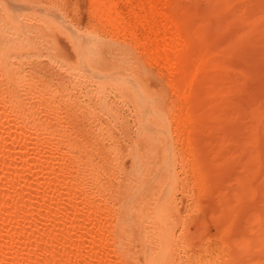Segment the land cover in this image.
Instances as JSON below:
<instances>
[{
  "label": "bare ground",
  "instance_id": "1",
  "mask_svg": "<svg viewBox=\"0 0 264 264\" xmlns=\"http://www.w3.org/2000/svg\"><path fill=\"white\" fill-rule=\"evenodd\" d=\"M2 1L3 3H5L4 2L5 0ZM11 1L12 0H10L9 4L11 3ZM117 1L118 0H94V15L100 19L102 23L99 20L98 21L101 24H104L105 27L112 28L110 29L112 34H116V36L118 37L121 35L123 40L128 42L130 46H133V48L136 49L141 48L140 54L143 55L144 59L149 63V65L158 66L160 68L159 70L160 77L162 79H165L167 83H170L173 89L171 93L172 97L174 96L173 99L171 98L173 104L170 103V105L166 106L165 108H163V106L160 104L161 101H160L159 91L163 90L161 89L163 87L162 83H161L162 87L159 88L160 90L158 91V89L154 87L155 85L153 87L149 85V83L151 82V81L149 82L150 79L146 81L141 80L138 84L136 83L133 84V82L131 83L130 81L123 79L122 77L120 78V80L117 81L114 79V77L120 71L118 70L119 68L106 69V70L99 69L98 68V64H100V57L98 54L99 52L97 51L96 47L93 44H91L88 41H85L84 38H83L84 40L75 41L74 47L76 48V52H75L76 55L74 59L68 60L65 58L63 59L61 58V60H58L59 62H62V64L66 68L76 73L78 76L79 75L81 76L85 72H87L86 74L89 73V76L91 77L89 78L91 80L93 78L96 81V83H99V87L101 88L112 84V82H115L116 85L114 86L118 88L120 91H122L124 95H128L129 98L127 96L126 97L129 100H131V103L134 105L136 109L137 112L136 114H138L137 116L139 117V124H140L139 141L143 143L144 149L142 151H139L138 147H137L138 150L132 147L133 150H130V153L131 151L133 152L135 150L133 152L134 159L131 166L128 169H126L127 174H126V178H124L125 182L123 180L124 186L121 187L119 186L120 189L119 187L118 188L116 187L117 189L113 191L110 190L112 185L110 184V186H108L107 184L109 183H107L106 180H103L102 176H104V173L107 172L108 177H110L109 174L115 175L116 177L117 171L119 173L120 170L124 168L123 164L120 161L121 158L119 160L118 158L116 159L115 157L112 160L109 159L108 161H106L104 156V151L98 146V140L95 137H89V136L86 137L80 135L78 131L74 130L71 127L70 122L62 114V110H60L62 106L61 108H59L57 106L59 104L54 102L53 100L54 96L52 97L51 95V98L53 100L52 101L51 98L49 97L50 93L45 89H43L38 84L34 83V80L31 81H29L30 79L27 80L28 78L24 76V74L19 73L18 71L15 70V68L11 69L6 65L8 69L7 71L8 77H5V79L3 80L8 81V78L10 76L12 78H17V81H19V79L20 81H24L26 84H24L23 82L21 83L23 84L24 88L26 87L25 92L28 93L29 100L26 101L28 95L26 96L25 100L24 99L23 101L18 100L17 98L18 94L19 96L21 95L20 93L17 92L19 90L15 89L16 90L15 91L13 89L14 91L13 92L6 90V88L4 87L6 90L5 91L3 90L4 88L2 87V85L0 87L1 88L0 89V154L3 155V157H1L0 159V264H46L48 263L49 256L50 258L53 259L52 262H50L49 264H133L124 259L127 246L124 243H122V239L125 242L131 241V239L132 241L134 240L135 242V234L132 232V228H133L132 226L137 225L139 223L145 224V226H143L144 228L142 227L143 229L139 233V239L145 242V246L142 250L137 251V255L135 254L134 260L136 261V263L135 262L134 263L135 264H180L181 263L180 260L182 257L180 253H182V251L187 253V251L185 250V247L187 245L185 244H188L187 243L188 240L189 239L196 240L195 236L201 235L200 230H202L204 227H205L204 229H206V227L208 226L210 227V225L212 224L214 218L213 214L215 213H212L213 210L211 208L212 205L208 204L209 193L210 191H212V189L209 191L210 188L206 186V182L202 183L201 174H199L196 183L200 185V189L202 190L204 197L203 202L206 201L207 203L206 205H211V207L209 206L211 208V212H210V208L208 207L207 209L209 210V212L205 211L204 213L206 216L205 221L199 222L202 229H197L199 224L196 223L197 222L196 220V221H190V223L186 225L187 227L184 228L185 230L182 229L183 230L181 231L182 234L177 235L176 233L175 223L178 221V219H180V214L177 211L178 208L175 204L174 198L171 195V188L172 185L174 184V179H175V165H176L175 162L177 155L174 150L173 142L167 138V131L169 128V124L171 125L172 121H175L174 122L175 125L182 124V126L180 127L181 128L180 133H183L185 129L189 126V124H192L193 122L192 120L195 118L194 115L195 112H193L194 109L192 111L193 113L188 111L185 112L186 110L182 111L174 104H177L178 102L182 101V99H185L183 97L187 94V90H186L187 87H185L186 83L190 81L192 83L194 77L197 78L195 76V73L197 74V72H199L200 74V71H196V70H198L199 68L201 69L203 67L205 70L204 72L206 76H204L202 79H200L201 76L198 77L200 79L201 86H205L208 89H211L213 86H217L215 87V90L211 89L212 91H209L210 96L213 97L214 94L212 95L211 93H213V91L216 93V89L218 88V84H217L218 82L216 83V81L214 80L215 78L214 76L215 74H217V71L212 72V70L216 69V67L222 68L221 66L222 64H220V62L213 63L212 60H210L212 57H210L209 59L206 58L204 59V61H202L203 59L201 58L202 60L199 61V57H201L200 55L201 53H199L200 52L199 50H201L200 47L199 46L197 48L195 46L182 47L183 44L181 43L179 44V40H176V37H174L175 39H172L169 36L170 29L165 30L164 34L162 35L155 36L154 39L152 38L153 39L152 41L148 40V37L147 39L141 40L139 37H137L134 34L135 32L132 33L127 31V29L129 30L128 22L119 19L120 17L119 14L113 13ZM5 4H7V7L6 9H4V13H7L6 16H8L9 18L7 19L6 16L4 17V19L6 18L5 20L7 22V23L4 22L5 24H1L0 21V63L4 59L8 58V54H10L11 51H14V48H17L16 47L17 43L24 45L25 42L24 47L27 48L26 45L28 43L30 46L32 42L35 41V40L33 41V37L32 38L30 37V34L27 29L28 27L22 25L16 26L14 24V22L17 20L19 16L15 18L16 19L15 21L12 19L13 15H15V11H18L19 9L22 8L19 6L20 3L18 4L16 2V4L18 5L14 3V5L16 6H13V4L8 6V3ZM22 5H26V4H22ZM23 7L26 9L28 8V5H26V7L25 6ZM25 13L22 12V14L19 13L17 14L23 15L24 18L26 17L30 18V16L26 15L28 13L26 14ZM143 17H144L143 15H140L138 17V20H140V24H139L140 27L144 26L143 21L146 20V19L143 20ZM244 19H242V22ZM19 20L25 21L20 18ZM153 21L155 20H152V23H155ZM254 22L255 21H253V23ZM206 23H204L203 25H207ZM65 25L63 24V26ZM209 25L210 24H208V26ZM211 25L209 27L212 28L213 25L212 26ZM226 26H228V28L231 27L227 24ZM200 27L203 28V26ZM205 27L207 29V26ZM211 28H208L210 29L208 31L209 33L207 32L208 30L207 29L204 31V33L202 32L201 34L202 35L203 34L206 35V33L207 35L211 34ZM10 30H11V34L7 32ZM194 30L196 31L195 28ZM195 31L193 35H195ZM229 31L230 32L228 33L230 34L231 31L233 30L231 29ZM237 31L234 30V33L232 32V34L235 35V32ZM240 31L238 32L240 33ZM246 31L248 30L245 29V32L243 31V33L241 34L244 35V33L246 34L249 33ZM197 33L198 34L196 35L199 36L200 32ZM9 34L10 36H8ZM232 34L230 35L232 36ZM215 36H216V32H215ZM238 36L240 35L238 34ZM199 37H195V39L198 38L197 42L199 41ZM245 37L247 36L245 35ZM225 38H227L226 35ZM209 39L211 40L212 38L209 37ZM252 39H253L252 41L254 42V38ZM255 39L258 40V38ZM233 40L231 41V43L233 42ZM238 41L240 42L239 39ZM197 42H195L196 45L198 44ZM226 43L229 44V42ZM215 44L214 46H216ZM224 46L226 47L227 45L224 44ZM226 48L224 49L225 51ZM14 53H16V51ZM236 53H238V51ZM242 53L245 52L242 51ZM53 58H55V56ZM215 59L217 58L214 57L213 60ZM218 60L221 59L218 58ZM257 60L258 61L256 62V64L259 62L260 59ZM252 62H254V60L251 61V63ZM247 63L250 64V62ZM253 64L254 63H252L251 65ZM8 65L11 66L12 64H10L8 61ZM231 66L232 65L230 64V68L232 69ZM254 66L256 65H253V67ZM247 68L250 69V67ZM247 68L244 69L241 68L242 70L239 69L241 72L239 71L238 72L240 74L241 73L243 74L241 75L238 74V75L242 77L244 75V71L245 72L247 71ZM261 70L263 72V68L258 69V71ZM248 71H250V73L253 74L254 71L256 70L252 71V69H250ZM226 72L228 73V71ZM211 73L212 75H210ZM247 73L250 75L249 72ZM2 74L0 72L1 76ZM120 74L123 75L121 71ZM248 74H245L243 77H246L248 79L249 78ZM261 75L263 76V73L260 74V76ZM250 76L251 78H253L254 74L253 76L252 75ZM156 78L158 79V77ZM233 78H235V82H236L237 80L235 74ZM251 78L248 80H251ZM247 79L245 80V78H242L241 80L248 81ZM262 80L264 79L262 78ZM147 81L149 83H147ZM237 82L234 84L233 82H230L233 84L232 87H234L237 84L235 88H232V92L240 91L239 93H234V94L239 95L241 93L243 95L244 92L242 93L241 91H243L245 88H241L242 82L240 80H239L240 84L239 82L238 83ZM262 82L264 88V81ZM253 83H254V78H253ZM257 83L254 84L255 87L257 86ZM209 84L211 85V87L208 86ZM246 84L248 86L250 85L249 87L252 92L256 89L255 87L254 90L251 89L253 88L251 86L252 84H248V83ZM262 85L258 87V88L261 87L260 88L261 92L259 93V95H261V93H263L264 95V92L262 91ZM238 86H240L241 90H238L239 89L237 88ZM248 86L246 87L247 89H249ZM20 87L21 89H24L22 86ZM206 88H204L205 90H203L204 93L205 91L207 92ZM15 92L17 96L15 95ZM247 92H249V90H247ZM99 93L100 92H98V94ZM207 94L208 92L206 93V95ZM248 94L249 95L246 96L249 97L251 93ZM22 95L24 96V94ZM253 95L255 94L253 93ZM263 95H261L262 97L259 96L261 98L260 99L258 98L259 99L258 102H255L257 101V99L251 98L252 102L251 99H249L250 101H248L249 103H246L247 105H245L244 102H243L244 105L241 104L240 102H242V100L238 103V105L237 102L235 101L236 106L233 107H236L235 108L236 111L233 109L231 113L234 111L236 113L234 112V114H232L233 115L232 119L228 118L231 121L230 123H233L231 131L232 132L234 131V133H232L234 143H232V148H234L235 146L236 148L235 151H234L235 148L231 149L232 151L230 149L226 150L227 148L224 147L225 143H223L222 141L221 142L218 141L219 143H216V145L211 143L214 141H211L210 137H212L213 134L210 135V133H212L210 131H212L213 128H215L211 126L213 124L214 125L218 124V122H216V118L218 119L220 116L218 115V111H217L216 113L217 115L214 114L216 118L212 117L213 114L210 113L211 110L209 112L204 109L205 107L203 108L202 106L201 108L206 111L204 112V110H201V112L203 111L206 114L204 113L202 114L204 115V118L203 116H201V118H203V120L200 121V123L202 124V128L197 130V135H199V133L202 135L203 146L201 149H203L202 150L203 154L201 155L205 156L204 159H208L211 162L213 160L215 161L216 159L215 156H217L216 153H220V152L223 153L224 150H226L225 152L228 151V153L230 151L232 152V153L230 152L231 155L230 154L227 155V153H224L226 154L227 159L228 156L230 155L231 159L230 158H229L230 160L228 159V162L230 163L231 160L235 159V157H237L238 154L240 156L241 154L243 155L245 154L244 158H246V156L248 157L247 158L248 160L245 159L247 160L245 164L242 163L245 169L244 171H242V173L244 172L243 174H245V176L242 177L243 174L242 176L239 174L241 176L239 178L240 181L239 187L242 188V191L240 194H236L238 196L236 195L234 196L236 197L235 199L237 200V202L239 201L237 197H239L240 202L244 198L246 199V197L248 199V196L249 199L252 198V196L250 197V195L251 194L253 195L256 189L255 182L258 178L259 173L261 174V171H263L262 169L264 168V96ZM215 96L216 95H214V97ZM211 97L207 99H209V101L212 104L208 100H204L205 103L207 104V107H210V105L212 106L215 105V103H217L216 101L217 97L215 98V101L213 99L214 97L213 98ZM99 100L100 99H98V101ZM217 100L219 101L220 98ZM221 101H223L222 98ZM90 102L91 101H89V103ZM125 102L128 103L127 100ZM205 103L202 105H205ZM222 103L218 102L217 104L222 105ZM106 104L107 103H105V105ZM82 105L84 106V108H88L89 106L88 103L86 104L82 103ZM106 106L102 105V108L100 109L102 110V112L100 113V115H97V113L100 110L98 112L95 111L96 112L95 116H99V117L101 116L102 118V116H106V114L113 115L114 113L113 110L109 108L108 105ZM215 106L219 107V105H215ZM215 106L214 107L212 106V108L215 109ZM168 116H171L173 120H170ZM103 130L104 133L107 135L110 132L108 129L107 130L103 129ZM100 132L103 133L102 130ZM73 133H75L76 135L74 134L75 136H73L72 135ZM209 138H210V143H209ZM190 139H191V143L194 142L193 137H190ZM135 140L136 139H134V141ZM212 140H214V138ZM212 144L215 147L212 146ZM210 145L211 147L209 148ZM135 146L136 144L134 145V147ZM228 146L229 145H227V147ZM116 150L118 151V149ZM117 151H113L115 154L114 156L117 155L119 156ZM190 156L191 153H189V158L187 153L186 156L182 157V160L188 159V161H190ZM128 157L129 156H127L126 159H128ZM232 157L234 158L232 159ZM242 157L243 156H241L240 159L241 161H242ZM98 158L102 159V163L100 162V160H98ZM201 161H204L205 163L208 162L203 160V158ZM211 162L209 163L212 164L213 162L212 163ZM239 163L241 164V162ZM210 164L208 165L212 166ZM232 164L235 165L234 162ZM233 165L232 167L234 168L235 166ZM209 166L208 168H210ZM201 169L203 171V168ZM234 169L236 170V167ZM234 169L233 171H235ZM123 170H125V168ZM123 170L121 171L124 173ZM102 171H104V173ZM212 173L213 172H211L210 174ZM236 173H238V171H236ZM194 175L196 174L194 173ZM213 176H216V173L213 174ZM115 177L114 179H116ZM105 178L107 179V177ZM237 180L238 179H236V181ZM116 181H118V178ZM5 183H7V185H11V187H13V191L16 188L20 187L23 190V192L22 193L19 192L17 193V195L11 194L9 192L10 190L8 191V186H6ZM119 183H117V186ZM240 185H242V187ZM224 186H222V188ZM259 186L263 195L264 182H262ZM231 187L235 188L233 187V185H231ZM20 188L16 189V192L17 190H20ZM122 188H123V192H122ZM240 188H238L239 189L238 192L240 191ZM222 190L223 189H221V191ZM13 191L12 193H15V191L14 192ZM120 193H123V199L121 200L120 206L116 208L117 207L116 203L114 205L113 200L120 198V197H116L119 195L122 196V194ZM222 195L220 194V197ZM224 195H226V193ZM225 197L226 196L222 198ZM263 197L264 196H262V200L264 199ZM222 198L220 200L223 201L227 197L225 199ZM209 200L211 201V199ZM231 200L232 202L234 201V199ZM227 201L230 202V200L229 199L225 200L226 204L228 205ZM214 203H216V200ZM219 204L222 203L220 202ZM234 204H232L231 206H234ZM228 206L230 207V205ZM228 206L226 208H228ZM238 206L239 205H237L236 207ZM216 207H218V205ZM216 207H214V209ZM236 207L234 206V209L231 210L235 212ZM195 209H197V207ZM223 209H225V207ZM34 210H36L35 213L38 212L35 216L33 215ZM221 211L218 212L217 209L218 213H220ZM226 211L230 213V210L229 211L226 210ZM213 212H215V210ZM30 213L33 216H31ZM240 213L241 214L240 215L238 214L237 217L233 215L235 217L234 218L235 221H234L233 230L231 232V239H232L231 256L228 255L230 257L223 258L219 254H214L210 252L208 249L204 248L201 250L200 254L198 255H192V254L183 255V256H187L186 258L190 257V259L192 260L190 264H264V202H262V204L260 202L253 203V205L249 204V206L244 208ZM221 215L220 217L218 216L219 219L222 218ZM229 215H225V219L226 216H228L230 219ZM197 216L194 219L198 218ZM225 224L226 223L219 225L218 222L220 228L221 225L224 226ZM209 227L206 230L211 231L210 228L212 226L210 228ZM215 228L217 227L215 226ZM215 228H213L212 230H214ZM197 230L199 231L197 232ZM215 230L217 231V229ZM216 231H212V232L216 233ZM193 232L197 233L196 235L193 236L194 238L191 237L194 234ZM203 232L206 233L205 230ZM205 235H203V237L201 238H204ZM199 239L197 240L200 241ZM191 240H189V242L192 243L191 245H194L193 242L195 241L192 242ZM203 241L204 240H202V242ZM20 242H23L25 244V247H22L23 249L21 250L17 249L15 251H12L17 247V245L20 244ZM179 243H181V245ZM199 244L197 243V245ZM32 257H35V261L33 262L31 261ZM190 259L187 260L190 261Z\"/></svg>",
  "mask_w": 264,
  "mask_h": 264
},
{
  "label": "rangeland",
  "instance_id": "2",
  "mask_svg": "<svg viewBox=\"0 0 264 264\" xmlns=\"http://www.w3.org/2000/svg\"><path fill=\"white\" fill-rule=\"evenodd\" d=\"M6 1L7 0H5L4 2L8 3V6L12 5V4H13V6H16L20 3L19 6L22 7L21 9H23V10L19 9L21 11H19V10L15 11V15L12 14L13 15L12 19L15 21L16 20L15 18H17L19 16L17 18L18 21L16 20L14 22V24L16 26L22 25V26L28 27L27 29H28V32L30 34V37L31 38L33 37V41L34 40L35 41L32 42V44L30 46H29V43L27 42L28 43L26 45L27 48L24 47L25 42H24V45L17 43V46H16L17 48H14V51H11L10 54H8L7 59H4L3 61H1V63H0V70L1 71L0 72H1V74L3 72H5V73H3L4 75L2 74V76L0 75V82L2 81L0 84V87L2 85V87L3 88L5 87L6 90H8V91H13V89L19 90L17 92L20 93L21 95L24 94V96H25L24 97L22 95V97H21V95L19 96L18 93H17L18 94V96H17L16 92H15V95L17 96L18 100H21V101H23V99L25 100L26 96L28 95V93L25 92L26 87L24 88L23 84L21 83V82H23L24 84H26L24 81H20L19 78H18L19 81H17V78H12L10 76L8 78V81L3 80V79H5V77H8V74H7L8 69L6 67V65H7L11 69L15 68L16 71L24 74V76H26L28 78L27 80H29V79H30L29 81L34 80V83L38 84L43 89L48 91L50 93L49 97L51 98V95H52V97L54 96V99H53L54 102L59 104V105H57V104L56 105L59 108H61V106H62V108L60 110H62V114L70 122V125L74 130L78 131V133L80 135H83L86 137H88V136L89 137H95L98 140V146L104 151V156H105L106 161H108L109 159L112 160L115 157H116V159L118 158L119 160L121 158L120 161L123 164V167L125 168V170H123L124 168L121 170H123L124 173L120 170L119 173L117 171L118 174L116 173V177H115V175H111V174H109L110 177H108L107 176L108 173L107 172L104 173V171H102L104 173V176H102V178H103V180H106L107 183H109V184L106 183L108 186H110V184L112 185L110 190L115 191V189H117L119 186L120 187L124 186L123 180L125 182L124 178H126V174H127L126 169H128L131 166V164L133 163V159H134L133 152L135 150L133 152L131 151V153H130V150H133V148H134L136 150L139 149V151H142L144 149L143 143H141L139 141V138H140V126L139 125L140 124H139V117L137 116L138 114H136L137 112H136L134 105L131 103V100L128 99L129 98L128 95H124V93L122 91H120L118 88H116L114 86V85H116L115 82H112V84L104 86L103 88H101V87H99V83H96V81L93 78H92V80L90 79L91 77L89 76V73L86 74L87 72H85L81 76L79 75L80 76V78H79V76L76 73H74L71 70H69L68 68H66L62 64V62H59L58 60H61V58L62 59L65 58L68 60L74 59L75 55H76V53H75L76 48L74 47L75 41L85 39V41H88L91 44H93L96 47L97 51L99 52L98 53L99 57H100V64H98L99 69L106 70V69L119 68L118 70H120L121 73H123V75H121L120 71H119L118 74L114 77L115 80L118 81L122 77L123 79H126V80L130 81L131 83L133 82V84L134 83L138 84L141 80L146 81V80L150 79L149 82L151 81L152 83L151 82L149 83L148 81H147V83H149V85H151V87H153L155 85L154 87L157 88L158 91L160 90L159 88H161L163 85V87L161 88L163 90L159 91L160 92L159 96H160V101H161L160 104L163 106V108L170 105V103L173 104L171 98L173 99L174 96L172 97V94H171L173 91L171 84L167 83L165 81V79H162L160 77V71H159L160 68L158 66L149 65V63L144 59L143 55L140 54L141 48H138V49L133 48V46H130V44L128 42L123 40L121 35L118 37V36H116V34H112V32L110 30L112 28L105 27L104 24H101L102 22L100 21V19L94 15V0H23V1L22 0L21 1L16 0V2L18 4H16L15 0H12L14 2L11 1L10 4H9L10 0L7 2ZM147 1H149V2H147ZM5 3H3L2 0H0V18H1L0 21H1V24L7 23L5 20L6 18L4 19V17L7 14V13H4V9H6V7H7V4H5ZM14 3L16 5H14ZM22 4L28 5V8H26L27 10L23 7V6L26 7V5H22ZM113 11H114L113 13L119 14V16H120L119 19L129 23V25H128L129 30L127 29V31L132 32V33L135 32L134 34L137 37H139L141 40L147 39V37H148V40L152 41L155 38V36L162 35V34H164L165 30L170 29L169 30L170 31L169 36L172 39H175L174 37H176V40H179V44L180 43L183 44V46L181 45L182 47H192V46L194 47L195 46L197 48L199 46L201 50L203 49L202 51L199 50L200 51L199 53H201L200 54L201 57H199V61L202 59H203L202 61H204V59H206V58L209 59L210 57H212L210 60H212L213 63L220 62V64H222L221 65L222 68L216 67V69L212 70V72L217 71V74H218V76H217V74H215L214 80L216 81V83L218 82L217 83L218 84L217 89H219V90L216 89V93L214 91H213V93H211L212 95L213 94L216 95L215 97L213 95L214 98L210 96L209 91H212L211 89L215 90V87H217V86H213L211 89H208L205 86L200 85V79H202L204 76H206L205 72H204L205 71L204 67L201 69L199 68L200 70L199 69L196 70V71H200V74H199V72H197V74L195 73V76L197 78L194 77V79L192 80V83H191V81L186 83L185 87H187L186 88L187 94L183 97L185 99H182V101H180L174 105L177 106L182 111L186 110L185 112H187V111L192 112L194 109L193 112H195L194 113L195 118L192 120L193 121L192 124H189V126L185 129V131L183 133H180V129H181L180 127L182 126V124L175 125V123H174L175 121H172L171 125L169 124V128L167 131V138L173 142L174 150H175L176 155H177L176 162H175L176 163V165H175V179H174V184L172 185V188H171V195L174 198L175 204L178 208L177 211L180 214V219H178L179 222L177 221L178 223L177 222L175 223L177 235L182 234L181 231L185 230L184 228L187 227L186 225H188V223H190V221H196L197 220L196 223H198L199 225H200V223H199L200 221L201 222L205 221L206 216L204 213H205V211L209 212V210L207 209L209 206L211 207V205H212V207H211L213 209L212 213H215V214L217 213L216 215L213 214L214 218H213L212 224L210 225V227L212 226L213 228H215V226H216L217 228H215V229H217V231L215 229L212 230L213 228L212 227L210 228L209 226L208 227L211 229V231L206 230V229H208V227H206V229H204L205 228L204 226H203L204 228L202 229L201 225L200 226L198 225L197 229H202L203 231L205 230L206 233H208V234H206L205 232L200 230L201 235L195 236L196 240H194V239L191 240V239H189L190 237L188 239L191 240L192 242L193 241L197 242L198 241L197 239L200 238L199 239L200 241H198L197 243L199 244L201 242L203 245L201 243L199 245H197V243H195V242H193L194 245H191L192 243H190L188 240V242H187L188 244H185L187 246L189 245L188 247L187 246L185 247V250L187 251V253L183 252V251H182V253H180L182 255L181 260H180V262H181L180 264H187V263L190 264L192 261L190 259V257L186 258L187 256H183V255H187V254L198 255V254H200L201 250L204 248L208 249L210 252H212L214 254H219L223 258L230 257L231 253H232L231 232H232L233 227H234V221H235L234 218L237 217L238 214L240 215L241 214L240 212L244 208L249 206V204L253 205V203H257V202H260L262 204V202H264V199L262 200V196H264V194L262 195L261 189L259 188L260 187L259 185L262 182H264V168L262 169L263 171H261V174L259 173L258 178L255 182L256 189H255L253 195L252 194L250 195V197L252 196L253 199L252 198L249 199V196H248V199H247V197H246V199L244 198L245 200L242 198L243 200L240 202L239 197H237L239 200L238 201L239 203H238L237 200L235 199L236 197H234V196L236 194H240L242 191V188L239 187V183H240L239 178L244 173V172L242 173V171L245 170L242 163L245 164V162L248 160L247 159L248 157L246 156V158H244L245 154L244 155L241 154V156H243L242 161H244V162H242L240 160L241 156L238 154L237 157L234 156L235 159H233L234 157H232L233 160H231V163L228 162V159L229 158L231 159V157H230V155H231L230 152L232 151L231 149L235 148V146H234V148H232V143H234L233 134H232V133H234V131L233 132L231 131L233 123H230L231 122L230 119H232V117H233L232 114H234V112L236 111L235 110L236 107H233V106H236L235 105L236 102L238 105V103L241 100H242V102H240L241 104L244 105V103H245V105H247L246 103H249L248 101H250L249 99H251V98L257 99V101H255V102H258V100L262 97L261 95H263V93H261V95H259V93L261 92L260 91L261 87L260 88H258V87L261 86L263 83L262 81H264V80H262V78L264 79V77H263L264 76V67H262V66H264V64H263L264 59H261V58H264V0H118ZM22 12L28 13V14H26V13L25 14L30 16V18L29 17L24 18L23 15H19V14H22ZM17 13H19V14H17ZM140 15L144 16L143 20L146 19L145 21H143L144 26H141V27L139 26L140 20H138V17ZM6 17H7V19L9 18L8 16H6ZM242 17H244V18L246 17V18L244 19ZM19 18L22 20H25V21H21V20H19ZM217 18H219V19H217ZM233 18L236 20V22ZM221 19H223L224 21ZM232 19L234 22L232 21ZM242 19L245 20V23H244V20L242 22ZM152 20H155V21H153L155 23H152ZM2 21H3V23H2ZM147 21H148V23H147ZM253 21H255V22L253 23ZM47 22H48V24H47ZM227 22H229V23H227ZM21 23H24V24H21ZM204 23H206L207 25H203ZM222 23L225 25V27ZM46 24H47V26H46ZM63 24L64 25L66 24V25L63 26ZM208 24H210V25L212 24L214 26L213 27L211 25L213 30L211 27H209L210 25L208 26ZM226 24L231 26V27L228 28V26H226ZM199 25L203 26V28L200 27ZM189 26L191 28L192 27L193 28L191 29ZM205 26H207V29L211 28V34H208V35H207V33H206V35L201 34L202 32L204 33L205 30H207ZM33 27H34V30H33ZM106 28L110 31H108ZM194 28L196 29V31L194 30ZM201 28H202V31H201ZM215 28H218V29H215ZM226 28L228 31L226 30ZM237 28H239V29H237ZM231 29L233 31H231L230 34H232V32L234 33V30H236V31L242 30V31H240V33L237 31L238 33L235 32V35L232 34V36H231L228 33V32H230L229 30H231ZM245 29L248 30L246 32H249V33H247V34L244 33V35L241 34V33H243V31L245 32ZM209 30L210 29H208L207 32ZM219 30L222 31L224 34L222 32H220ZM194 31H195V35L198 34L197 32H200L199 36L201 35L202 37L200 36L201 37L200 38L198 35H196V36L193 35ZM7 32H9L11 34V30L7 31ZM34 32H36V33H34ZM90 32H92V33H90ZM215 32H216V36H215ZM87 33H89V34H87ZM212 33H213V36H212ZM10 34L8 36H10ZM217 34H218V36H217ZM238 34L240 36H238ZM225 35L227 36V38H225ZM245 35L247 37H245ZM249 36L250 37L252 36V37L250 38ZM195 37H199L198 42H197L198 38L195 39ZM209 37L212 39L210 40ZM232 37L234 38V40ZM116 38H118V39H116ZM229 38H231L233 40L232 43H231L232 40ZM252 38H254V42L252 41L253 40ZM255 38H258V40ZM203 39H204V41H203ZM238 39L240 40V42L238 41ZM245 39H246V42H245ZM213 40L216 44L213 42ZM211 41H212L213 45H212ZM234 41H235V43H234ZM195 42H197L198 44L196 45ZM218 42H219V44H218ZM226 42H229V44ZM184 43H186V44H184ZM187 43H188V45H187ZM237 43H238V45H237ZM214 44L216 46H214ZM224 44L227 46L230 45V46H228L229 49L227 46H226L227 47L226 48L224 46ZM217 46H218V49H217ZM219 47H222V48H219ZM245 47H246V49H245ZM225 48H226V51L224 50ZM22 50H24V51H22ZM241 50L245 53H242ZM15 51H16V53H14ZM237 51H238V53H236ZM258 54H259V56H258ZM140 55H141V57H140ZM54 56H55V58H53ZM59 57H60V59H59ZM214 57L217 58V59H215L217 61L213 60ZM218 58L221 60H218ZM254 58L260 59L259 60L260 63L258 62L256 64V62L258 60L254 59ZM54 59H56V60H54ZM243 59H244V61H243ZM248 59H249V61H248ZM250 60L251 61L254 60V62H252V63H254L253 65H256V66H254L256 68H254L253 65H251L252 63ZM8 61L10 64H12L11 65L12 67L8 65ZM128 61H129V63H128ZM247 62H250V64ZM1 64H2V66H1ZM230 64L232 65L231 66L232 69L230 68ZM247 67H250V69H252V71L256 70L253 73L254 76H253V74L250 73V71H248L250 69ZM236 68H237V70H236ZM241 68H243V69L247 68V71L246 72L244 71V75L248 74L247 72H249L250 75H252L254 78V83H253V78H251V76L249 74H248L249 75L248 79L251 78L252 81L248 80L246 77H243L244 75L242 77L239 76V75L243 74V73H241V74L239 73V72H241L240 70H242ZM257 68L258 69L263 68V72H262V70L258 71ZM228 69H231V70H228ZM15 70H12V71H15ZM226 71H228V73ZM257 71H258V73H257ZM194 72H195V70H194ZM255 72H256V74H255ZM262 73H263V76L262 75L260 76V74H262ZM150 74H152V75H150ZM229 74H231V75H229ZM234 74H235L236 80L238 82L240 80L242 82V85L244 84L243 86L241 85V88L246 89V90L244 89L245 91L242 89L243 91H241V92L242 93L244 92L243 95L240 93L241 94V95L239 94L240 96L237 94H236L237 95L236 96L234 93L240 92V91L239 92L234 91L236 89H234L233 90L234 92H232V88H235L237 86V84H236L234 87H232L233 84L237 82V81L235 82V78H233ZM210 75H212V73ZM200 76H201V78L199 79L198 77H200ZM229 76H230V78H229ZM156 77H158V79ZM208 77H210V76H208ZM242 78H245V80L247 79L248 81H245V80L243 81V80H241ZM256 78L257 79L259 78V79L257 80ZM217 79H219L220 81ZM160 80H161V82H160ZM257 81L259 84L257 83ZM230 82H233V84ZM245 82L248 84H252L251 86L253 88H251V89H253V90L255 87L254 84L257 83V86L255 87L256 89L252 92L250 90V87H249L250 85L248 86ZM161 83H162V85H161ZM239 84H240V82H239ZM6 85H7V87H6ZM246 85L248 86L249 89L246 88L247 87ZM20 86H22L24 89H21ZM200 86H201V89H200ZM208 86L211 87L210 84ZM18 87H20V88H18ZM202 87L206 88V90L208 92L207 95H206L207 92L205 91V93H204L203 90H205V89ZM5 88L3 90H5ZM237 88H239L238 90H241L240 86H238ZM263 89L264 88L262 85V91L264 92ZM247 90H249V92H247ZM20 91H22L23 93ZM161 91L163 94L161 93ZM98 92H100L99 93L100 95L98 94ZM248 93H251L249 97L246 96V95H249ZM253 93L255 95H253ZM121 95H122V98H121ZM258 95L261 97H259ZM100 96H101V98H100ZM242 96H245V97H242ZM210 97L213 98L214 101H215V98L217 97L216 98L217 103L223 102L222 105L215 103V105H219V107L212 105L213 107L215 106V109L212 108L211 105H210V107L212 109L210 107H207V104L205 103L204 100L209 101V99H207V98H210ZM246 97H248V98H246ZM28 98H29V95L27 96L26 101L29 100ZM219 98H220V100L218 101L217 99H219ZM221 98L223 101H221ZM98 99H100V100L98 101ZM122 99H123V101H122ZM238 99H239V101H238ZM252 99H251V102H252ZM51 100H52V98H51ZM126 100L128 101V103L125 102ZM89 101H91V102L89 103ZM214 101H213V103H214ZM203 102L205 103V105H202V104H204ZM209 102H207V103H209ZM82 103H84V104L88 103L89 104L88 108H84ZM105 103H107L106 105H108V107L113 110V112H114L113 115L114 114L115 115L113 116L112 114H106V116H102V118H101V116L100 117L95 116V113H96L95 111L98 112L102 108V105L106 106ZM233 103H234V105H233ZM127 105H128V107H127ZM202 106H203V108L205 107L204 109L206 111L210 112V110H211L210 113L213 114L212 117H215L214 114L217 115L216 114L217 111H218V115L220 116V117L218 116L219 120L215 117L216 122H218V124H215V125L213 124L214 126L213 125L211 126V127H215V128H213L212 131H210V132H212V133H210V135L213 134L212 137L214 138V140H212L213 138L210 137L211 141H214L211 143L216 145V143H219L218 141H220V142L222 141L223 143H225L224 147L227 148L226 150H228V149L231 150L229 153H228V151L225 152L226 150H224L223 153L222 152L216 153L217 156H215V158H216L215 161L214 160L212 161L213 163L208 159H204L205 156L201 155V154H203L202 153L203 149H201L203 146L202 135L200 133H199V135H197V130L202 128V124L200 123V121L203 120V118H204V115H202V114L204 112H206L204 109H201ZM243 107H246V106H243ZM130 109H132V110H130ZM233 109L235 111L231 113V111ZM201 110H204V112L203 111L201 112ZM101 112H102V110H100L97 113V115H100ZM134 113H135V115H134ZM204 114H206V113H204ZM201 116H203V118H201ZM96 117H97V120H96ZM168 117L170 120H173L171 118V116H168ZM228 118H230V119H228ZM103 129H105V130L108 129L110 131V132L109 131L108 132L111 135L105 134ZM101 130L103 133L100 132ZM74 134L75 133H73L72 135L75 136L76 134L75 135ZM216 136H217V138H216ZM190 137L194 138V142L191 143ZM210 138H209V143H210ZM134 139H136V140L134 141ZM134 143L136 144V146H135L136 148L134 147V145H135ZM213 144H212V146H214ZM227 145H229V146L227 147ZM115 146H116V148H115ZM139 146H140V148H139ZM137 147H138V149H137ZM210 147H211V145L209 146V148ZM116 149H118V151ZM111 150L117 151L119 156L118 155L114 156L115 154ZM235 150H236V148L234 149V151ZM187 153H188V158H189V153H191L190 161H188V159L182 160V157L186 156ZM224 153H227V155L230 154L228 156V159L226 158L227 156ZM100 155H102V154H100ZM127 156H129L128 157L129 160L126 159ZM1 157H3L2 154H0V159H1ZM202 158H203V160L208 161V162H206L207 164L204 161H201ZM245 159H247V160H245ZM98 160H100V162L102 163L101 158H98ZM209 162H211L212 164H210ZM233 162L235 165L232 164ZM239 162H241V164ZM204 163L207 166H205ZM208 164L212 165L213 168H212V166H209ZM202 165H203V167H202ZM232 165L236 167V170L234 169L235 167L234 168L232 167ZM237 165H239V166H237ZM208 166L212 169L208 168ZM230 166H231V168H230ZM201 168H203L204 173H203ZM233 169L235 171H233ZM240 170H241V172H240ZM236 171H238V173H236ZM211 172H213V173L210 174ZM194 173L196 175H194ZM215 173H216V176H213V174H215ZM199 174H201L202 183L206 182V186L208 188H210L209 191L212 189V191H210L209 197H208V204H211V205H206L207 204L206 201L203 202L204 197H203L202 190L200 189V185H198L196 183V181L199 177ZM112 176H113V178H112ZM195 176H197V177H195ZM244 176H245V174H243L242 177H244ZM105 177H107V179ZM114 177L116 179H114ZM119 177H120V179H119ZM121 177H123V178H121ZM208 177H209V180H208ZM117 178H118V181H116ZM109 179H111V180H109ZM236 179H238V180L236 181ZM119 180H121V181H119ZM215 182H217V183H215ZM233 182H235V183H233ZM236 182H237V184H236ZM7 183H9V182H7ZM7 183H5V184H6V186H8V191L10 190L9 192L11 194L17 195V193L23 192V190L19 187L20 190H17V192H16V189H19V188H16V189L14 188L15 193H12L13 187H11V185H7ZM113 183L114 184L116 183V184L114 185ZM117 183H119L118 186H117ZM231 185H233V187H235V188H232ZM236 185L238 188H240L239 192H238L239 189L236 187ZM9 186H10V188H9ZM222 186H224V187L222 188ZM240 186L242 187V185H240ZM120 187H119V189H120ZM218 189H220V190H218ZM221 189H223V190L221 191ZM231 189H233V190H231ZM113 191H110V192H113ZM122 192H123V188H122ZM218 192L221 195L223 192V195L220 197V194ZM224 192L226 193V195H224L225 194ZM227 192H228V194H227ZM230 192H231V194H230ZM234 192H236V193H234ZM120 194H122V196L119 195L116 197H120L121 199L118 198V199L113 200L114 205L116 203V206H117L116 208H118V206H120L121 200L123 199V193H120ZM232 194H234V195H232ZM224 196H226L230 200V202L227 201L228 205H230V207L225 202V200H228V199L226 197H225L226 199L222 198ZM236 196H238V195H236ZM221 198L225 199V200L222 201V200H220ZM209 199H211V201ZM231 199H234L235 202L234 201L233 202L239 206L236 207L237 205L234 204ZM215 200H216V203H214ZM220 202L223 204V206H222V204H219ZM224 203H225V205H224ZM232 204H234V206L236 207L235 212L232 211L234 209V206H231ZM217 205H218V207H216ZM227 206H228V208H226ZM196 207H197V209H195ZM214 207H216V208L214 209ZM224 207H225V209H223ZM211 208H210V212H211ZM217 209H218V212L221 210H223V211L218 213ZM214 210H215V212H213ZM226 210H228V211L230 210V213L227 212ZM35 211L36 210H34V212L32 211L34 213L33 214L34 216L38 213V212L35 213ZM232 212H233V214H232ZM221 213H222V215H221ZM33 215L31 214V216H33ZM220 215L222 218L219 219ZM225 215H229L230 219L228 216H226V219H225ZM196 216L199 218V220H198V218L194 219ZM190 219H192V220H190ZM222 219L223 220L225 219L224 222ZM216 222H217V224H216ZM218 222H219V225L224 224V223H226V224L224 226L221 225V228H220L218 225ZM143 226H145L144 223H141V224L139 223L137 225L132 226L133 227L132 232L135 234V242H134V240L132 241V239H131V241H126V242L123 241V239H122V243H124L127 246L124 259L128 262L133 263V264L136 263L134 258H135V254L137 255V251L142 250L145 246V242L139 239V233L144 228ZM218 228H220V229H218ZM221 229H222V231H221ZM198 231L199 230H197V232ZM212 231H216V233L215 232L213 233ZM220 232H222V233H220ZM196 234L197 233H194L192 236L191 235L190 236L192 238H194L193 236ZM203 235H205V237L201 238V237H203ZM201 239L204 241L202 242ZM124 244H122V245H124ZM128 244H130V245H128ZM179 244L181 245V243H179ZM22 247H25V244L23 242H20V244L17 245V247L12 251H15L17 249L21 250V249H23ZM11 252H9V253H11ZM228 255H230V256H228ZM187 259H190V261ZM52 260L53 259L50 258V256H49L48 263H46V264H49L50 262H52ZM31 261L32 262L35 261V257H32Z\"/></svg>",
  "mask_w": 264,
  "mask_h": 264
}]
</instances>
